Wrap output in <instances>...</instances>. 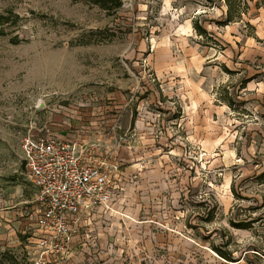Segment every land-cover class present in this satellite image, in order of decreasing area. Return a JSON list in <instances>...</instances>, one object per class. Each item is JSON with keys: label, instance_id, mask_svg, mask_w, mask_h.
Here are the masks:
<instances>
[{"label": "rangeland", "instance_id": "374dc122", "mask_svg": "<svg viewBox=\"0 0 264 264\" xmlns=\"http://www.w3.org/2000/svg\"><path fill=\"white\" fill-rule=\"evenodd\" d=\"M226 10L0 0V264L40 256L21 139L57 135L77 108L121 94L142 124L101 135L130 146L129 161L67 263L264 264V0L238 21Z\"/></svg>", "mask_w": 264, "mask_h": 264}, {"label": "built area", "instance_id": "2783aa9c", "mask_svg": "<svg viewBox=\"0 0 264 264\" xmlns=\"http://www.w3.org/2000/svg\"><path fill=\"white\" fill-rule=\"evenodd\" d=\"M25 175L39 205L35 218L36 245L40 258H62L83 216L96 208L108 209L116 188L119 165L96 154L97 145L69 141L57 135H26L21 139Z\"/></svg>", "mask_w": 264, "mask_h": 264}, {"label": "crops", "instance_id": "0c3cea01", "mask_svg": "<svg viewBox=\"0 0 264 264\" xmlns=\"http://www.w3.org/2000/svg\"><path fill=\"white\" fill-rule=\"evenodd\" d=\"M119 97L121 98V100L122 99L123 100L117 101V98L120 99ZM109 99H112V101H109L110 106H106L105 109L92 108L91 106H89V104H86L83 105L81 109L77 108L78 110L75 116L69 115L66 113L67 111L66 112L64 111L63 114L65 115L67 114L68 116H73V119L71 121V124L70 123L63 125L61 124L59 125V127L57 125L58 132L60 134V135L57 134V136L69 141H79L80 143L86 145L95 144L97 145L96 154L99 157L107 156L110 158V161L112 162L114 161L118 163L119 166H121L124 162L129 161V159L124 157L123 154L127 146L116 148L114 145H112V139L102 140L101 135L104 134L120 135V134H125L126 131L129 129H133V128L140 129L142 124L140 122L141 121L140 119L142 118V113L139 112L137 108L135 109L134 112L133 108L129 105V102L132 99L131 98L129 100L124 99L123 94H121V96L116 95L115 97H109ZM135 99L138 100V97ZM117 102H121V103L117 104ZM102 109L105 111L103 112ZM128 147L130 148V146ZM142 163H143L142 161H139L138 165H141ZM114 189H112L110 192L109 206H111V203L113 202V197L115 196ZM30 201L35 203V209H33V213L31 215V219L33 221V224L35 225V218L38 213L39 205L35 201L34 189H33V196ZM105 210L106 208L104 206H100L96 208L95 211L91 213L89 216H83L79 219V222L71 236L67 253L62 258V262L64 264H68L67 261H69L74 242L76 241V238L79 237L80 231H82L91 224V221L93 220V216L95 213ZM36 237H37V228L35 225L32 238L36 241ZM39 258L40 256L36 257L35 260L33 261V264L34 262L38 261ZM44 260L47 262V264H59L60 262L59 258H55L53 255L50 254L45 256Z\"/></svg>", "mask_w": 264, "mask_h": 264}, {"label": "trees", "instance_id": "16d2710c", "mask_svg": "<svg viewBox=\"0 0 264 264\" xmlns=\"http://www.w3.org/2000/svg\"><path fill=\"white\" fill-rule=\"evenodd\" d=\"M71 1L83 2L87 5L98 7L99 9L105 11L109 15L120 9L123 4V0H71ZM203 1H205L206 4H210V5L216 4V0H203ZM222 1L225 2V5L227 7L225 22H230L232 21V19L236 21L241 20V16L245 13L246 8L248 7V2L253 0H222ZM5 18L6 17H4L3 15H0V25H1V21ZM195 29L198 32H200V34L204 32L202 27L200 25H197V23L195 24ZM0 32H2L1 29ZM216 252L219 254L220 257L226 259L227 261H233L230 255L223 253L220 250ZM14 263L16 264V260H14Z\"/></svg>", "mask_w": 264, "mask_h": 264}]
</instances>
